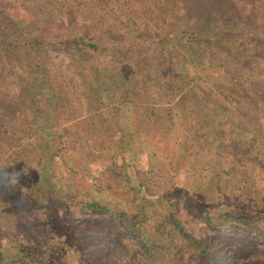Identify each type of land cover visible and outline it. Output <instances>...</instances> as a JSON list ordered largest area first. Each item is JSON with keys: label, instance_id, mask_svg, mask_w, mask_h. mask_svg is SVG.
Segmentation results:
<instances>
[{"label": "rangeland", "instance_id": "374dc122", "mask_svg": "<svg viewBox=\"0 0 264 264\" xmlns=\"http://www.w3.org/2000/svg\"><path fill=\"white\" fill-rule=\"evenodd\" d=\"M197 1L0 0V17H13L11 20L18 24L14 34L18 41L31 37L29 28L46 25L55 43L39 56L34 50L20 49L15 56L0 61V120L7 129L0 130V180L2 167L12 161V155L19 153L27 164L35 161L31 172L23 169L26 179L22 181L26 186L16 202L11 199L15 194L0 190V251L10 254L18 250V245L36 246L35 255L43 264H88L83 253L77 251L75 240L80 234L79 228L86 222L83 218L88 217L95 220L90 226H97L100 231L109 230L106 235L119 241L120 249L113 255L118 264H140L145 261L141 241L119 216L91 209L78 217L75 226H69L60 217L55 230L45 232L47 224L43 210L19 198L31 194L34 187L44 186V190L49 188V191L59 185L62 194L78 193L129 212L140 211L139 221L152 230L167 206L158 193L169 188L173 206L195 235L221 236L223 243L218 240L215 244L220 241L222 247L233 249L234 255L228 256L231 259L228 264H264V241L260 242L254 233L232 222L214 226L192 211L194 207L213 213L219 210L257 211L260 214L253 216L252 221L264 230V115L256 113L250 105L230 113L211 110L212 101L218 99L232 108L245 104L243 101L247 99L228 87L232 82L229 71L234 76L240 74L244 83H255L258 78L264 81V57L254 60L250 56L245 60L250 61L248 64L234 63L216 44H199V51H206L205 55L200 64L201 60L196 59V65L191 66L185 64L188 59L183 54L184 48L178 46L173 60L181 64L171 71L175 73L179 69V86L183 91L194 82L199 84L198 88H205L206 96L197 102L199 111H193L190 97L177 103L182 94H177L180 90L174 88L175 93L169 92L163 83L168 67L160 66L157 71V63L146 56L140 64L132 59L133 55L123 58L128 65L125 68L123 63L125 70H122L123 75L129 77L126 83L129 94L117 87L109 91L111 86L104 80L98 85L90 86L89 83L91 74L86 69L92 61L102 67L106 65L109 71L108 60L114 52L122 55L140 40L144 44L150 40L156 42L157 34L148 38L152 31L173 37L178 26L183 27L180 23L184 14L190 17L189 23L200 15L199 9L211 15L232 14L233 9L224 10L227 4L214 5L210 0L199 8L195 4ZM134 12L142 13L145 19L142 24L135 21ZM141 31L146 35L137 36ZM260 34L264 40V31ZM82 41H93L99 49L94 52L82 49ZM235 41L243 46L244 38ZM85 56H88L86 64L85 61L80 63ZM136 56L142 57L138 53ZM185 69L190 73L184 75ZM220 69H223L221 75H226L219 76L221 81L226 79L224 83L216 82L215 75ZM43 78L48 84L42 82ZM26 86L33 94L34 105L41 111L30 109L23 101L25 95L21 89ZM59 92L64 94L62 100L56 98ZM143 93L148 94L147 101ZM31 97L27 95L24 100ZM123 99L132 101L131 107L134 103L136 106L123 109ZM57 101L61 108L64 102L63 108L54 112L51 103ZM32 111L42 113L38 115L40 118L51 120L56 114L60 120H65L59 125L74 133L78 140L69 138L63 144L58 143L57 155L50 150L51 157L42 156L37 162L34 160L37 150L32 149L34 134L22 128L23 131L13 138L23 117H29ZM113 116L124 122L114 124L113 118L108 119ZM241 119L246 121L249 130L245 137L244 129L240 131L237 123L234 127L230 124L231 120ZM214 121L221 122L220 126L215 127ZM205 122L210 125L202 126ZM121 128L127 131L128 139H132L130 145L141 150L135 156L123 158L115 150ZM6 134L10 136L5 137ZM12 179L15 177L10 181Z\"/></svg>", "mask_w": 264, "mask_h": 264}, {"label": "trees", "instance_id": "16d2710c", "mask_svg": "<svg viewBox=\"0 0 264 264\" xmlns=\"http://www.w3.org/2000/svg\"><path fill=\"white\" fill-rule=\"evenodd\" d=\"M203 2L207 3L210 2V0H198L195 4L198 5L199 8H203V6H205ZM212 2L214 5L217 3H220L221 5L227 4V7H225L224 10L227 11L228 9H233L231 10L232 14L224 16L222 15L223 12L219 15H211L209 11L205 12L204 10L199 9L200 15H197L193 20V23H189L190 17L184 14L182 15V23H180L183 27L178 26L173 37H168L167 34L161 35L157 31H152L149 33L148 38L152 37L151 34H157L159 39L156 42L150 40L147 44H144L143 40H140L141 42L139 41V44L134 43V45H131L129 49H126L122 55H118L117 52H114L108 60L111 66L110 70H112L111 73H108L110 70L108 71L107 68H105L106 65L102 67L94 63V61L90 64L87 63L88 68L86 71H89V74H91L89 78L90 82L88 81L90 86H93L94 84L98 85L101 80H104L108 86H111L108 87L109 91H111L112 88L117 87L121 92L123 91V93L127 92L129 94V90L126 89V83L129 77L123 75L122 70V68H124L123 63L126 62H124L123 58L133 55L132 59L140 64L146 56L149 61H155V63H157L155 70L160 71V66L163 67L164 65L168 67L169 70L164 74L166 76H164L163 83L169 92L175 93V91H173L174 88L180 90L177 94L180 92L182 94L177 99V103H183L188 97H190L192 98L191 105L193 111H199L200 109L197 107V102L206 96L205 88H198L199 84L194 82L189 83L188 85L190 87L183 91L182 87L179 86V77L181 76L180 73H177L179 72V69L175 70L176 74L171 71L175 65L181 64V62L173 60L174 50L178 46L179 48H184L183 54H185L188 59L184 62L185 64L190 63L191 66L192 64L193 66L196 65V59L201 60L205 55L206 51H199V44H216L227 57L231 56L234 63L246 62L248 64L250 61L245 60L250 58V56H253L255 58L254 60H256V58L258 59V56L264 57V40L261 39L260 34V31H264V0H217L216 2L213 0ZM133 14L135 16V21L142 24L145 20L142 17V13L134 12ZM235 16L236 20H234ZM11 18L13 19V17L7 15L0 17V61L12 55L15 56L16 52L20 49L29 52L30 50H34L36 52L35 54L39 56L49 47L55 46V43L51 39L52 35H50V31L47 30L46 25L41 27L38 26L37 28H29L31 37H28V39H24L23 41H18L14 36L15 32L18 30V24H15ZM145 35L146 33L143 31L137 34V36ZM238 38H244V41H242L243 46H240L237 43L235 44V40ZM81 45L82 49L87 48L92 52L99 49L98 44L93 41H82ZM136 53L141 54L142 59H138ZM87 59L88 56H85L80 63L85 61L86 64ZM201 62L202 60L199 61V64ZM125 65V68H127L128 65L126 63ZM221 71H223V69H220L218 75H215L218 78V81L216 82L224 83L226 79L221 81L220 77H225L226 75H221ZM189 73L190 72L185 69L184 75ZM229 73V78L232 82L228 87L234 88L241 94V97L246 98L247 101H243L245 103L243 104L242 102L241 104L243 105H238L237 107L232 108L228 104L223 103L220 99L213 100V108L211 110L214 112L230 113L237 109L242 110L245 105H250L249 107L254 109L256 113L261 112L264 115V81L258 78L255 83H244L240 74L234 76L232 71H229ZM151 76V79L154 80V75L151 74ZM41 80L44 84H48L44 78ZM146 88L147 86L145 89ZM26 89H21L22 93L25 97L27 95L31 97V95H33L32 92L29 91L27 86ZM138 92H140V90ZM248 93L249 96H246ZM142 96L145 101L148 100L147 93H143ZM32 98L33 97L27 100L23 99V101L26 102L30 109H36L37 107L34 105V99ZM56 98L62 100L64 94L59 92L58 97L56 95ZM109 102L110 101H108L107 104H109ZM123 102V109L126 107L134 108L136 106L134 100L133 103L135 105L133 107H131L132 101L129 102L126 99H123ZM63 104L64 102H62V108ZM199 104H201V102H199L198 105ZM59 105L60 101L53 102L51 103V109L54 110V112L62 110ZM147 107L148 105L146 108ZM171 108H173V104H171ZM37 109L41 111V108ZM167 110L170 112V107H167ZM30 113L29 117H23V123L21 122L20 127L13 132V138L14 136H17V133L23 131L22 128L29 130L30 134H34L32 149L34 148L37 150V153H34V160L37 159V162L42 159V156L46 155V157H51L52 155L48 153L50 150L57 155L59 151V149H57L58 143L63 144L69 138H76V140H78L74 133L69 132L65 126L59 125V122L65 120H60L56 114H52L54 120H51L47 117L40 118L38 115H42V113L36 114L33 111ZM225 118L226 117L223 115V119ZM262 118H264V116ZM108 119L112 120L114 124L124 122L123 119L118 121L117 116L109 117ZM236 123L237 127H240V131H243L242 129L245 130L243 133L244 137L247 136L249 130L247 131L248 127L246 121L244 119L242 121H230V124L233 127ZM220 124L221 122L218 123L217 121H214L213 123L215 127L218 125L220 126ZM208 125L210 124L205 122L202 126ZM105 126H107V124ZM0 130H7L1 120ZM9 136L10 134L5 135V137ZM128 138L127 131L124 128H121L119 140L117 139V148L115 150L123 158H129L130 156H135L139 151L141 152L138 147L130 145L132 139ZM256 139L258 140V138ZM246 142H248V140ZM27 151L31 152L29 150ZM27 151L25 152L27 153ZM152 153L155 154L156 152ZM11 158L12 161H8L9 164L2 167V177L0 180L2 183L0 185V190H7L12 193V195L15 194L11 199L16 202L18 194L21 192L22 188L26 186V182H23L24 179H26L23 169L28 173L31 172L34 168L33 162L35 161L31 160V162L27 164V161L24 157L20 156L19 153L12 155ZM26 165H28V167L30 165V168H27ZM12 176L15 177V179L10 181ZM43 187H34L31 194L29 193L26 197H20L19 201L28 200L31 205L39 206L43 210L47 224L45 225V232L47 230H55L60 217L65 219L69 226H75L78 217L83 212L93 209L103 211L108 215L115 214L119 216L125 223L127 229L138 237L141 241V252L145 260V263L141 261L142 263L140 264H228L231 261L228 256L231 257L234 255L231 247H222L220 241L218 244H215L218 240H222L223 243V238L221 236L213 234L197 236L188 228L182 215L175 209L171 202L169 188H164L158 193V196L167 203V206L164 213H162L158 222L155 224V227L152 230H149L139 221L140 211L129 212L123 207L106 203L100 199H89L78 193L68 192L62 194L59 185L53 189L51 188L49 191H47L49 188L44 190ZM192 211L200 214L208 223L213 224L214 226H224L229 222L243 226L251 233H254L260 242L264 241V230L260 229L252 221L253 216H258V214H260L257 211L249 209H242L241 211L219 210L218 212L214 211L213 213L204 208L197 209L195 207L192 208ZM72 215L75 216L73 217ZM83 220L86 222L81 228H79L80 234L75 236V240L78 243L77 251L79 250L80 253H83L88 264H118L113 255L115 250L120 249L119 241L116 238H110L106 235L109 230L106 229L100 231L97 226H90L92 222H95L94 219L85 217ZM18 246V250L14 253L4 254V252L0 251V264H43V262L35 255V252L38 250L36 246Z\"/></svg>", "mask_w": 264, "mask_h": 264}]
</instances>
